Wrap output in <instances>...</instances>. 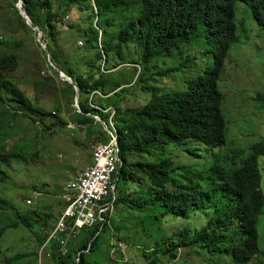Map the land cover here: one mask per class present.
I'll return each mask as SVG.
<instances>
[{"label":"trees","instance_id":"16d2710c","mask_svg":"<svg viewBox=\"0 0 264 264\" xmlns=\"http://www.w3.org/2000/svg\"><path fill=\"white\" fill-rule=\"evenodd\" d=\"M21 1L32 25L41 30L52 62L80 89L84 114L76 110L75 126L92 135L96 145L110 141L109 131L88 114L102 117L110 132L116 130L121 163L117 165L113 181L116 184L113 204L121 203L143 213V230L164 232L162 228L174 227L173 222L161 224L160 216L154 217L151 210H147L151 206L158 208L157 214L162 218L172 216L191 219L190 222L207 218L200 226L188 225L179 230L174 227L176 232L158 235L155 243L161 247L159 250L157 246L148 251L154 245L149 243L148 248L140 252L146 264H158L163 258L175 261L180 248L201 249L211 255L226 250L235 264H248L264 254L259 247L257 227L264 213V192L260 188L264 138L246 149L221 151L227 145L229 133L219 85L228 54L240 39L237 3L248 4L255 22L264 30V0ZM17 3L18 0H10L21 24L19 31L35 33L16 9ZM66 17L71 18L69 24L65 23ZM81 22L87 27L81 29ZM200 25H203L200 29L204 32V44L209 43L213 50L212 65L198 71L180 88L162 89L157 85V75L165 76L168 71L164 74L158 71L155 61L190 42ZM74 31L80 33L83 47L78 46V41H68L69 45L64 41L67 48H61V36L70 38L69 33L73 35ZM26 44L24 36L17 42L22 47ZM7 45L9 43L0 37V85L6 81L12 83L10 80L14 81L15 71L21 66L15 52H1ZM181 52L184 61H191L189 55L183 56ZM45 61L52 77L48 78V84L36 82V85L57 93L56 110L61 112V86L65 87L64 92L76 96L77 91L59 78L46 58ZM122 64L130 70L121 71L123 75H107V70ZM180 65L185 66L182 62ZM53 82L59 85L52 87ZM9 83L10 99L15 102V112L7 111L12 119L19 115L27 117L44 135L52 134L48 130L59 126L68 127L64 120L52 122L51 112L35 108L25 92ZM130 84L146 95L141 106L129 107L122 103L121 97L133 91H127ZM0 100L3 101L1 91ZM254 101L264 109L263 93H258ZM54 116L57 117V113ZM187 140L209 148L208 168L173 167L170 158L153 156L155 151L163 155V148L169 145L182 147ZM6 178L7 173L0 167V180ZM143 185L147 186L144 195L141 194ZM4 204L0 197V209ZM107 229L113 239H110L111 255L105 264H112L113 255H124V251L118 248L121 243L115 234L119 231L109 227L108 216L105 221L81 230L78 248H70L66 255L57 254V246H52L51 258L56 264H99L91 262L87 256L100 250L97 242ZM5 230H0V238ZM34 254L38 257V252ZM27 257V254L5 255L4 264H30ZM124 261L114 262L126 264L127 260Z\"/></svg>","mask_w":264,"mask_h":264},{"label":"rangeland","instance_id":"374dc122","mask_svg":"<svg viewBox=\"0 0 264 264\" xmlns=\"http://www.w3.org/2000/svg\"><path fill=\"white\" fill-rule=\"evenodd\" d=\"M236 14L240 39L228 54L225 71L219 82L224 96L223 108L229 133L227 145L221 151L246 149L251 143L264 138V109L254 101L258 93L264 94V30L257 25L245 2L237 3ZM70 20L71 18L66 17L65 23L69 24ZM86 27L87 24L81 22V29ZM202 27L203 25H200L198 29ZM20 29V21L10 6V0H0V37H3L5 43H9L1 52L4 54L15 52L21 63L20 68L15 71L14 81L10 80L12 83L6 81L0 85L3 99L0 100V146H4V150L0 149V167L7 173L6 180H0V197L5 202L0 209V230L6 228L0 238V264H4L5 255L9 257L17 254H27L26 259L30 264H56L51 257H46L44 254L40 256V247L51 231L47 228L52 224L55 225L57 220L56 216L53 219L50 217L49 220L45 215L54 214L55 203L64 201L62 199L64 187L76 179L78 174L84 172L90 164L95 163L94 149L99 144H94L92 135L75 126L77 110L75 94L64 92L65 87L61 86V112H58L57 93L36 85V82L48 84V78L52 77V74L45 61L47 57L38 44L36 33L27 34L19 31ZM69 34L70 38L61 36L59 40L61 48L65 50L67 48L64 41L67 44L68 41L69 43L78 41V46L83 47L79 43L80 40L83 41L80 33L74 31L73 35ZM23 36L27 39L24 47L17 45L18 40ZM204 40V32L200 29L190 42L155 61L158 71L163 74L168 71L165 76L157 75L159 78L157 85L162 89L163 87L180 88L198 71L201 69L204 71L212 65L213 50L209 43L204 44ZM181 51L183 56L189 55L191 61H184ZM180 62L185 66H181ZM174 67H178V70L174 71ZM127 69L130 70L128 66L122 64L118 68L107 70L106 73L108 76L123 75L121 71ZM8 83L25 92L27 99L35 108L51 112L52 122L64 120L68 123V127L59 126L54 130H48L52 134L44 135L39 133L31 119L21 115L12 119L8 112L10 114L15 112L13 108L15 102L10 99L12 89ZM56 85L58 86L59 83L53 82L52 87ZM128 87L127 91L132 89L133 91L121 97L122 103L129 107L141 106L146 95L138 87L134 88L131 84ZM54 113H57V117ZM207 150L209 148L201 143L187 140L182 147L169 145L163 148L165 152L163 155L155 154L157 152L155 151L153 156L157 159L170 158L173 167H188L195 170L209 167L211 157ZM260 167L262 173L260 188L264 192V161L260 162ZM146 192L147 186L143 185L141 194L144 195ZM29 200L34 204L29 205ZM58 204L64 207L63 202ZM147 210H151L154 217L160 216L161 224L173 222L178 230L188 225L200 226L204 220L207 221L205 217L201 220L193 219L191 222V219L172 216L162 218L157 214V207L151 206ZM142 214L137 210H130L124 204H113L112 211L108 214L109 227L114 231L118 229L119 232L115 235L118 236L119 243L125 246L124 255L114 254V261L127 260L124 261L126 264H146L140 252L147 249L149 243L154 245L148 251L156 248L158 244L155 241L158 235L177 231L173 226L162 228L164 232L156 229L143 230ZM54 225L51 227L53 228ZM257 227L260 235L259 247L264 252V213ZM111 238L113 239V234L107 229L98 239L97 245H100V250L88 254V260L105 264L106 258L111 255ZM68 246L69 250L72 247L78 248L77 243H69ZM157 248L156 250H159L161 247ZM202 251L204 250L180 248L177 251L179 257L175 261L163 258L158 264H235L226 250L212 255ZM34 252L39 253L38 257ZM114 261L112 264H117ZM248 264H264V254Z\"/></svg>","mask_w":264,"mask_h":264},{"label":"built area","instance_id":"2783aa9c","mask_svg":"<svg viewBox=\"0 0 264 264\" xmlns=\"http://www.w3.org/2000/svg\"><path fill=\"white\" fill-rule=\"evenodd\" d=\"M79 43L83 45L82 42ZM115 132L116 130L109 131L108 143L95 147L93 156L95 163L88 166L66 186L63 195L65 208L40 247V256L44 254L46 257H52L54 245L57 246V254L66 255L69 252V243H77L81 230L105 221L106 216L112 211L113 181L117 165L121 163L118 136ZM28 204L32 205L33 201L29 200ZM118 248L121 251L125 250L122 244H119Z\"/></svg>","mask_w":264,"mask_h":264},{"label":"water","instance_id":"95a60500","mask_svg":"<svg viewBox=\"0 0 264 264\" xmlns=\"http://www.w3.org/2000/svg\"><path fill=\"white\" fill-rule=\"evenodd\" d=\"M22 5H23L22 1L21 0H18V3L16 5V9L18 10V12L22 16V18L25 20L26 24L31 28V30H33L36 33V38L38 39V44L40 45V47L43 50V52L46 54L47 61H48L49 65H51L54 68V70L58 73L59 78L62 81L67 82V83H69V84H71V85L74 86L75 91H77L76 108H77V110H78L79 113L84 114V112H83V110L81 108V105H80V89H79V87H77L75 85L74 81L69 76H67L65 74V72H63L59 67H57L52 62L51 54H50V52L48 50L47 44L41 40V37H42L41 30L38 27H34L32 25V22H31L29 16L24 11ZM88 115L89 116H93L97 121L101 122L104 125L106 131H110L109 127L106 125V122L103 120L102 117L96 116V115H92V114H88ZM115 185L116 184H114V188H115ZM113 191H114V189H113Z\"/></svg>","mask_w":264,"mask_h":264},{"label":"crops","instance_id":"0c3cea01","mask_svg":"<svg viewBox=\"0 0 264 264\" xmlns=\"http://www.w3.org/2000/svg\"><path fill=\"white\" fill-rule=\"evenodd\" d=\"M91 165V164H90ZM89 165V166H90ZM83 172V171H82ZM81 172V173H82ZM80 173V174H81ZM80 174H78L77 176H79ZM75 180V179H74ZM73 180V181H74ZM67 186V185H66ZM66 186L64 187V189H63V192H64V190H65V188H66ZM63 195H64V193L62 194V199H63ZM64 200V199H63ZM60 202H63L64 203V207H61V206H59V204L58 203H60ZM60 202H56L55 203V208H56V211L54 212V214H49V215H45V218H47V219H49L50 220V217H52V219L56 216V218H57V220H58V218H59V216L62 214V212H63V210H64V208H65V201H60ZM34 204V203H33ZM32 204V205H33ZM56 218H55V220H56ZM56 220V221H57ZM55 221V222H56ZM43 225V224H42ZM54 224H52L51 226H53ZM51 226H49V228H47V229H51L52 227Z\"/></svg>","mask_w":264,"mask_h":264}]
</instances>
